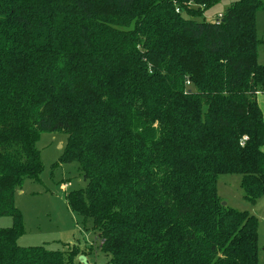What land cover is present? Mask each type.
Segmentation results:
<instances>
[{
  "label": "trees",
  "instance_id": "16d2710c",
  "mask_svg": "<svg viewBox=\"0 0 264 264\" xmlns=\"http://www.w3.org/2000/svg\"><path fill=\"white\" fill-rule=\"evenodd\" d=\"M219 1L0 0V264L79 253L18 243L43 132L68 136L61 162L86 186L67 200L107 264H259V219L223 204L218 178L264 195V0L193 18Z\"/></svg>",
  "mask_w": 264,
  "mask_h": 264
},
{
  "label": "rangeland",
  "instance_id": "374dc122",
  "mask_svg": "<svg viewBox=\"0 0 264 264\" xmlns=\"http://www.w3.org/2000/svg\"><path fill=\"white\" fill-rule=\"evenodd\" d=\"M233 1L235 0H221L193 18L198 21H217L219 15ZM183 15L190 16L186 11H183ZM257 29L264 42V11L257 15ZM259 57L264 64V43L260 45ZM260 100L264 111V92H261ZM67 138L65 133L43 132L36 143L44 170L40 181L27 179L16 192L15 205L23 214L25 226V232L19 237L18 243L21 246L42 245L65 254L74 245L79 253L72 264H107L108 257L101 250V241L93 228V222L86 223L81 215L70 208L67 200L69 193L86 186L77 162H61ZM239 179V175L220 176L218 194L226 204L230 199L232 207L235 206L232 204H237L234 208L256 215L260 225L264 200L258 201L257 205L246 200ZM12 224V217L0 216V227H9ZM261 230L259 227V232ZM260 246L263 247L262 239Z\"/></svg>",
  "mask_w": 264,
  "mask_h": 264
},
{
  "label": "crops",
  "instance_id": "0c3cea01",
  "mask_svg": "<svg viewBox=\"0 0 264 264\" xmlns=\"http://www.w3.org/2000/svg\"><path fill=\"white\" fill-rule=\"evenodd\" d=\"M264 11V10H263ZM263 41H262V44L261 45H263ZM260 59H261V57H260ZM261 61V60H260ZM260 95H261V92L258 94V102H259V104H260V107L262 108V111H263V106H262V104H261V100H260ZM264 112V111H263ZM62 146V145H61ZM64 147V146H63ZM263 150H264V146H263ZM234 175H237V174H234ZM240 176V175H239ZM218 180H219V178H218ZM241 180H242V177L240 176V179H239V183H240V186H241ZM23 191H22V189L20 190V193H22ZM264 200V195L263 196H261V198L260 199H258V201H260V200ZM227 200V199H226ZM258 201L256 202V204H254V205H257L258 204ZM228 204H230V202H231V200L230 199H228ZM232 203V202H231ZM232 205H235L234 207H236L237 206V204H232ZM263 205H264V201H263ZM230 206H231V204H230ZM260 219L262 220L261 221V223H260V225H259V227L260 228H262V230H261V232H259V248H260V251H259V264H264V209H263V215L261 216L260 215ZM261 239H262V243H263V247L261 248V246H260V241H261ZM262 251V252H261Z\"/></svg>",
  "mask_w": 264,
  "mask_h": 264
},
{
  "label": "water",
  "instance_id": "95a60500",
  "mask_svg": "<svg viewBox=\"0 0 264 264\" xmlns=\"http://www.w3.org/2000/svg\"><path fill=\"white\" fill-rule=\"evenodd\" d=\"M223 204H226L225 202H223ZM84 260V259H83ZM85 263H87V260H85Z\"/></svg>",
  "mask_w": 264,
  "mask_h": 264
},
{
  "label": "built area",
  "instance_id": "2783aa9c",
  "mask_svg": "<svg viewBox=\"0 0 264 264\" xmlns=\"http://www.w3.org/2000/svg\"><path fill=\"white\" fill-rule=\"evenodd\" d=\"M222 17V14L219 15V19Z\"/></svg>",
  "mask_w": 264,
  "mask_h": 264
}]
</instances>
